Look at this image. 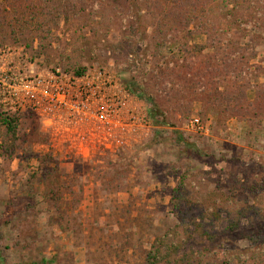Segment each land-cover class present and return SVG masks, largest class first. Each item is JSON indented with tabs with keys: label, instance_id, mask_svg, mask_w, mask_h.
Segmentation results:
<instances>
[{
	"label": "rangeland",
	"instance_id": "374dc122",
	"mask_svg": "<svg viewBox=\"0 0 264 264\" xmlns=\"http://www.w3.org/2000/svg\"><path fill=\"white\" fill-rule=\"evenodd\" d=\"M9 71L0 264H264V0H0ZM54 75L68 104L34 108Z\"/></svg>",
	"mask_w": 264,
	"mask_h": 264
},
{
	"label": "built area",
	"instance_id": "2783aa9c",
	"mask_svg": "<svg viewBox=\"0 0 264 264\" xmlns=\"http://www.w3.org/2000/svg\"><path fill=\"white\" fill-rule=\"evenodd\" d=\"M4 75L6 76V78L0 79V90L6 91L7 86L9 88L16 87L14 83H16L17 80H14L12 77H10V75H13V72L12 71L5 72ZM56 78L57 76L55 75L51 78L52 85L50 88L48 87L45 88V82L39 78H32V80H29L28 78H26V79L21 80V82L23 83L22 84L23 88L25 89L27 95L29 96V100L32 103V106L34 108H37L40 105L38 102V95H36L37 92L38 94L42 93V96L47 97L51 104H56V102L64 106L68 104V97L66 96L64 92L65 89L62 87L60 88V86L58 85V82L56 81ZM84 91H85L84 94L88 95V91L86 90V88H84ZM8 93L12 97L16 96L14 93L10 92L9 89H8ZM93 96L97 97V94L95 93L93 94ZM97 99H99L98 101L100 102L99 104H97V107H96V110H97L96 113L98 114L97 116L101 118L102 120H105V119L107 120L111 114L116 112L117 108L114 106V104L110 105L107 102V97L105 94L98 96ZM107 115L109 116L106 117ZM193 126L200 128V120L196 119L193 122Z\"/></svg>",
	"mask_w": 264,
	"mask_h": 264
},
{
	"label": "trees",
	"instance_id": "16d2710c",
	"mask_svg": "<svg viewBox=\"0 0 264 264\" xmlns=\"http://www.w3.org/2000/svg\"><path fill=\"white\" fill-rule=\"evenodd\" d=\"M75 8L76 7H75L74 3H69V5H67V7L65 9L66 16L67 17H69L70 15L80 16L82 12L81 11H77ZM206 49H209V48L206 47V46H202L201 50H200V54L204 53ZM222 63H225V61H222ZM79 73L80 72H78L77 74H79ZM227 74H228V72H227ZM80 75L81 74H79V76ZM231 77H233V76H230L229 78H231ZM200 85H201V83L198 84L195 88L199 87ZM206 88H207V86L200 87L198 89H200V92L203 93V91L207 90ZM212 89H213V92L212 93L211 92L208 93L209 97H211V98H209V101L206 102L207 106L214 107V108H220L222 105L226 104V105H228L227 108H229L230 105L235 104V103L237 105H240V100L238 98H234V99L228 98L227 91L220 92L218 90L219 88H213V87H212ZM216 95H219V96L217 97ZM152 103H153V108L150 110L149 114H150L151 118H153L156 121V119L158 117V114H160V112H161V108H160V105L156 102V100L152 99ZM1 123H2L3 126H5V128L7 130V135L9 136V138H11L14 141H16L18 126H19V119L16 118L15 116L14 117L5 116V117H1ZM161 124H166V122H164V123L163 122H158L157 126H160ZM177 143H179V145L182 144V145L190 146L189 141L186 140L182 136V134H178ZM218 217H219V215H218ZM239 228H240V225L236 224L231 229H232V231H234V230H239ZM147 263L148 264H157L158 263L156 255H154L152 252L148 256Z\"/></svg>",
	"mask_w": 264,
	"mask_h": 264
}]
</instances>
